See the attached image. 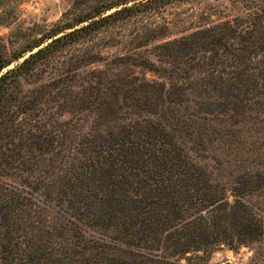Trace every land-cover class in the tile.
<instances>
[{
  "label": "trees",
  "instance_id": "trees-1",
  "mask_svg": "<svg viewBox=\"0 0 264 264\" xmlns=\"http://www.w3.org/2000/svg\"><path fill=\"white\" fill-rule=\"evenodd\" d=\"M172 1L100 0L0 42V264H199L222 246L264 264V216L244 200L264 194L262 35L225 21L155 45L170 67L136 51L159 29L116 56L88 45ZM206 150L216 176L191 155Z\"/></svg>",
  "mask_w": 264,
  "mask_h": 264
},
{
  "label": "rangeland",
  "instance_id": "rangeland-1",
  "mask_svg": "<svg viewBox=\"0 0 264 264\" xmlns=\"http://www.w3.org/2000/svg\"><path fill=\"white\" fill-rule=\"evenodd\" d=\"M96 1L100 0H0V15L9 13V16H5L3 21L11 20L9 24H0V42L5 43V46L9 49L11 43L9 38L12 32L18 29L34 28L36 30L51 27L63 18L64 12L68 10L70 13L84 11L88 5ZM74 4L77 5L74 7ZM225 21H230L240 31L252 28L254 43L260 41L262 37L263 40L264 0H174L153 10L138 13L121 23H116L108 29L99 31L88 45H92L94 50H99L104 55L116 56L126 53L135 46L138 41V32L144 29H159L157 31H162L163 34H160V36L156 35L154 39L144 42L145 44L139 46L136 51L148 55L150 59L160 66L170 67L167 62L169 58L156 55L160 54L162 50L155 49V45L162 44L165 41L178 40L194 31L212 25H222ZM108 38L110 39L109 41L107 40ZM87 42L81 41L71 47H67L61 52L60 57L64 58L82 49ZM0 48L4 50L1 45ZM255 53L256 55L252 61L258 64L264 58V55L261 51H256ZM94 65L96 64L90 65L85 69L81 68L79 70L80 76H88L86 70ZM137 71L139 70L137 69ZM145 74L147 80H159L168 85L169 79L162 74H155L150 71H145ZM88 123L90 121L85 125ZM218 153H220L218 150H206L191 152V155L196 162L207 164V168L216 176V169L211 167L212 159L209 156ZM242 154L245 156L244 153ZM231 161L229 169H234L233 160ZM227 170L222 173L226 174ZM221 177L224 182L231 181V177ZM33 195L42 200L39 193L33 192ZM227 196L231 201L233 196L229 191ZM244 200L264 216V194L245 195ZM42 206H44L43 212L47 221L53 222L56 215V207L50 203ZM2 210L5 211L4 208ZM87 234H92L95 237L99 235L97 231L93 230H87ZM252 252L253 249L249 246H241L236 250L222 246L215 250L208 259L200 261L199 264H247Z\"/></svg>",
  "mask_w": 264,
  "mask_h": 264
},
{
  "label": "water",
  "instance_id": "water-1",
  "mask_svg": "<svg viewBox=\"0 0 264 264\" xmlns=\"http://www.w3.org/2000/svg\"><path fill=\"white\" fill-rule=\"evenodd\" d=\"M225 264H229V263H225Z\"/></svg>",
  "mask_w": 264,
  "mask_h": 264
}]
</instances>
